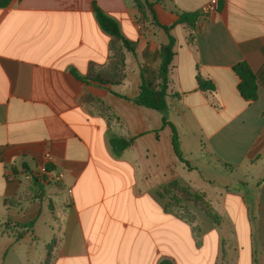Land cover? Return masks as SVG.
<instances>
[{"label": "crops", "instance_id": "obj_1", "mask_svg": "<svg viewBox=\"0 0 264 264\" xmlns=\"http://www.w3.org/2000/svg\"><path fill=\"white\" fill-rule=\"evenodd\" d=\"M212 1L154 6L161 25H175L168 122L181 159L163 115L134 103L142 77L161 84L169 42L151 13L133 0L0 9L1 259L28 245L32 264H45L55 240L52 264H264V0H218L210 12ZM94 7L117 20L135 53L102 30ZM193 13L194 29L177 24ZM243 62L257 77L256 102L238 91L233 68ZM73 72L124 80L102 85ZM199 76L216 90L203 91ZM113 140L133 142L118 153ZM47 154L59 181L31 177ZM172 183L203 194L219 223L190 207L193 223L168 211Z\"/></svg>", "mask_w": 264, "mask_h": 264}, {"label": "trees", "instance_id": "obj_2", "mask_svg": "<svg viewBox=\"0 0 264 264\" xmlns=\"http://www.w3.org/2000/svg\"><path fill=\"white\" fill-rule=\"evenodd\" d=\"M13 0H0V9L6 8L10 6ZM140 14H144L145 11H148L153 16L154 24L161 29H163L169 37V42L167 45L162 46L161 48V59L162 63L160 66L159 77L161 80V84L158 86L156 84L149 83L142 77V85L140 89L139 95L134 99V103L138 106L146 107L148 109H152L160 112L163 115V122L166 125H169L173 129V143L176 154L180 157L177 144H178V135L177 131L168 122V84H169V70L170 66L176 56L175 45L176 39L171 35V31L175 26H163L157 20L156 14L154 12V6L159 4L162 0H133ZM95 16L98 20V23L102 30L110 35L115 41L121 43L122 46L132 52L135 53L136 46L135 44L128 41L122 34L120 26L116 19L111 16L106 15L102 10L98 7H94ZM198 19V14H183L180 16L177 24H186L190 26L191 29L195 28V24ZM119 63L123 66V62L119 59ZM235 74L239 78L238 91L240 95L250 101L256 102L258 100V83L257 77L254 70L245 62L239 63L233 68ZM74 76L81 81L84 82H97L99 84H108L111 86L120 85L124 80V75L120 74L116 79H107L99 76L91 75L89 77H80L75 72H73ZM199 87L206 92H214L216 90L215 84L208 80L204 79L201 76L198 77ZM132 140L130 141H121V140H113L112 146L115 148L116 152H121L122 150L128 148L132 144ZM183 161V160H182ZM225 168L232 169L230 165L220 162ZM187 165V163H186ZM164 195L169 199V204L167 210L171 209H179L177 208L181 202L189 203L193 205L195 208L200 209L211 221L215 223H219V217L214 213L210 204L206 201L205 196L201 193H193L188 188L179 185L178 183H172L164 187ZM189 212V211H188ZM183 218L187 221L193 223V218L189 216V213H182ZM57 242L53 240L47 246V256L45 264H52L54 259V250ZM161 264H172L169 261H164Z\"/></svg>", "mask_w": 264, "mask_h": 264}, {"label": "rangeland", "instance_id": "obj_3", "mask_svg": "<svg viewBox=\"0 0 264 264\" xmlns=\"http://www.w3.org/2000/svg\"><path fill=\"white\" fill-rule=\"evenodd\" d=\"M213 175L218 176L220 178V174L216 171L213 172ZM218 186H224V185H218ZM2 206H3V204L0 205V211H2ZM189 207H190L191 211H196L197 216L201 220L207 221L205 214L200 212V210L190 206L189 203L181 202L177 208L181 209L183 212L188 214L189 213L188 212ZM36 255H37V253L34 254V253L29 251L28 245L24 246L22 248V251L20 252V254L16 253L15 248L11 247L8 250L4 260L0 258V264H32V263H35V261H36Z\"/></svg>", "mask_w": 264, "mask_h": 264}, {"label": "built area", "instance_id": "obj_4", "mask_svg": "<svg viewBox=\"0 0 264 264\" xmlns=\"http://www.w3.org/2000/svg\"><path fill=\"white\" fill-rule=\"evenodd\" d=\"M217 8H218V0H213L212 3L209 5L208 10L210 12H215ZM45 159H46V165L42 167L41 171L37 172L34 176H31V177L32 178L34 177L44 182L48 181V179L52 181H59V177L50 179V169L48 167V162H49L50 157L48 154L45 156ZM27 177H30V175H27Z\"/></svg>", "mask_w": 264, "mask_h": 264}]
</instances>
